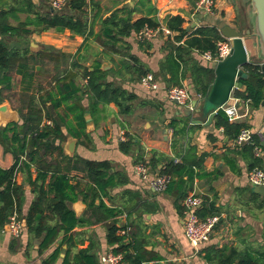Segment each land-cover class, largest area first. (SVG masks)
<instances>
[{"label": "crops", "instance_id": "obj_1", "mask_svg": "<svg viewBox=\"0 0 264 264\" xmlns=\"http://www.w3.org/2000/svg\"><path fill=\"white\" fill-rule=\"evenodd\" d=\"M15 2L0 0V8L8 9ZM31 2V12L11 11L3 19L4 23L17 27V32L0 33V40L13 56L8 69L0 71V105H7L9 115L0 118V128L13 121L19 124L15 130L23 131L20 128L22 115L27 116L34 104L41 120L40 128L52 126L55 121L61 125L60 132L64 135L63 139L49 137L43 142L60 145L69 157L109 161L110 173L114 175V186L94 201L95 205L103 201L108 208L117 210L114 216L106 217L99 209L90 207V198L81 193L74 202H67L76 217L85 215L90 221L69 232L77 245L73 253L89 247L97 256V264H103L100 256L112 249L106 241L112 226L130 229V236L140 251L141 248L144 250L145 258H152L145 264H218L206 259L205 253L209 249L232 247L239 252L264 249V195L254 192V185L247 178L251 169L260 168L254 167L256 163H260V169L264 171V102L252 106L242 95L245 85L241 83L239 88L232 89L227 103L219 108L229 123L251 131L249 143L235 145V135H228L223 126L217 127L214 116L209 124H205L210 110L196 111L204 106L206 96L194 92L191 70L197 66L212 68L214 74L215 64L202 58V50L186 44L199 28H213L220 35V29L225 25L238 30L240 21L244 24L248 21L249 28V1L213 0V14L196 11L194 0H87L82 11H71L65 6L63 10L53 9L49 0ZM53 11L79 16L86 20L87 29L83 34L56 28L39 31L41 25L35 23V13L46 15ZM115 11L130 22L152 18L158 25H166L168 17L178 15L183 19L185 32L179 39L178 31L169 30L168 34L160 33L141 41L137 38L139 30H131L128 35H117L118 40L113 42L104 36L102 22ZM178 46L184 60L178 70L179 83L190 92L189 102L184 106L166 98L168 88L175 84L166 58ZM260 63L264 64V60ZM97 65L106 71L105 82L134 96L129 112L122 111L115 101H101L95 107L90 106L91 101L84 90L87 84L85 71H93ZM148 73L156 80L157 89L150 90L141 83ZM46 75L50 76L42 85L38 78ZM69 80H73L79 90L74 99L54 109L51 97L58 98L60 85ZM73 102L84 108V117L88 118L85 119L84 134L79 138L68 134L65 126L66 122L78 129L74 113L67 110V105ZM189 108L191 113L187 115ZM62 118L64 124L60 121ZM194 119L200 122L193 123ZM172 123L181 130L180 134L174 135ZM121 131L125 134L124 141L119 140ZM12 133L8 131L7 135ZM29 139L26 153L32 147ZM253 144L261 150L259 157L254 155ZM26 153L21 155L23 160L27 159ZM39 155H42L41 151ZM52 156L54 164H51L67 172L71 183L79 190L87 187L88 179L83 172L71 169L72 162L62 159L56 151ZM142 159L151 174L159 172L170 161L191 167L192 177L183 176L184 192L200 198L197 214L201 219L209 216L204 215V207L213 206V215L219 216L210 238L197 250L183 233L182 200L185 195L174 188L154 192L146 181L133 173L134 164ZM150 159L155 160L156 167L151 166ZM13 162L12 153L5 152L0 144V167L8 168ZM30 171L31 176L23 171L16 174L15 180L24 190L20 216L24 228L16 238L0 227V264H43L64 237L60 233L49 248L39 251L40 238L27 232L24 216L37 191L36 184L31 183L37 175L33 165ZM50 176L49 173L45 179V187ZM116 235L120 236L117 231ZM61 247L54 264H62L67 245L64 243Z\"/></svg>", "mask_w": 264, "mask_h": 264}, {"label": "trees", "instance_id": "obj_2", "mask_svg": "<svg viewBox=\"0 0 264 264\" xmlns=\"http://www.w3.org/2000/svg\"><path fill=\"white\" fill-rule=\"evenodd\" d=\"M48 1V0H46ZM87 0H68L64 8L71 11H82L86 6ZM33 4L31 0H16L15 5H11L8 9L0 8V33H13L17 32V27H13L3 22V19L11 11L31 12ZM35 23L41 25L40 30L48 28L68 29L75 34H83L87 29L86 20H82L75 14L65 13L63 11H53L46 15L35 13ZM183 19L178 16H170L166 21V27L169 30H176L180 36L185 32L182 28ZM103 34L110 41H117V35H128L131 30L138 31L145 24L150 27H157V22L152 18H140L134 22H130L129 18H121L118 12L115 11L109 18L103 20ZM221 35L213 28H199L194 32V35L186 40L189 46L197 47L198 50H212L215 49V41L221 39ZM180 47H175L174 53L167 55V63L171 72V79L174 85H180L178 79V70L180 64L184 61L181 54ZM12 54L6 48L3 41L0 40V71L4 72L8 69ZM133 61L137 59L130 56ZM246 77L239 78L240 83L245 85V92L242 93L245 99L249 100L252 106H258L264 102V64L248 63L244 66ZM106 71L102 70L98 65L93 71H85L87 84L85 86V93L88 94L91 101L90 106L95 107L99 102L115 101L120 109L124 112L130 111V102L134 99L132 94L126 93L118 87H112V83L105 82ZM214 74L212 68H203L197 66L191 70V81L195 93H200L206 96L211 83L213 82ZM60 96L52 98L51 106L55 109L63 103H67L70 99H74V95L79 90L74 86L73 80L60 85ZM31 111L27 116L22 115L23 123L20 125L16 122H9L6 126L0 128V144L5 152H11L14 157L13 164L8 168L0 167V227H4L13 212H17L21 216V207L23 202V187L15 180L16 174L19 171L26 172L31 176V165L35 167L37 172L36 178L31 183L37 186L36 197L30 204L25 213L27 232L40 238L39 251L47 249L53 244L55 239L60 233L64 234L62 242L56 246L52 252L46 256L43 264H54L58 259L61 251L62 244L67 247L64 250V257L62 264H97V256L91 252V248L86 247L78 249L73 253L77 247L69 234L72 229L78 225L89 223L90 221L85 218V215L76 217L74 211L70 209L67 202H74L78 194L90 198V207L99 209L106 217L114 216L117 210L108 208L103 201L95 205L96 198H100L101 193H106V190L114 186V175L110 173L111 165L109 161H95L87 160L80 157H69L63 153L60 145H53L49 142H43L49 137L64 138L60 132V124L53 121L51 125H45L40 128V119L38 118V111L34 104L30 106ZM67 110L74 113V120L78 129H74L65 122L68 134L81 137L85 129L84 108L73 102L67 105ZM215 125L217 127L223 126L225 132L229 135L233 133L236 137L240 130L238 124L229 123L226 115L221 109H218L214 115ZM64 124V118L60 119ZM174 135L180 134L175 123H172ZM13 132L11 136L7 132ZM33 135V136H32ZM30 136V137H28ZM32 136V137H31ZM27 138H30L31 148L26 153ZM14 143L17 145L15 146ZM252 147V146H251ZM42 155H39V152ZM56 151L60 157L71 163V169L83 172L84 177L89 181V184L84 190H79L77 185L70 182V176L67 172H63L56 165L53 166L52 153ZM26 153L27 159L23 160L21 155ZM64 154V155H63ZM49 158V159H48ZM50 163H49V161ZM142 162L144 159L141 160ZM151 166L156 167L154 159L149 160ZM140 162V161H139ZM53 163V164H51ZM262 168L260 163H256L254 167ZM70 169V170H71ZM51 174L50 181L44 186L45 179L48 174ZM159 173H168L172 176V180L168 185L167 190L175 189L186 196L183 190L184 175L188 179L192 177L191 167L182 163L168 162L165 167L159 170ZM206 214L213 215V206L204 207ZM94 209V210H95ZM55 220L53 224L49 222ZM117 228L112 226L108 229L106 241L112 246L113 252H122L123 261L127 264H145L147 260H152L151 257L145 258L144 250L132 243H124L123 239L116 235ZM209 249V248H208ZM73 255V259H71ZM207 260L218 262V264H264V249L254 251L245 250L239 252L232 247H224L221 249H209L205 253Z\"/></svg>", "mask_w": 264, "mask_h": 264}, {"label": "built area", "instance_id": "obj_3", "mask_svg": "<svg viewBox=\"0 0 264 264\" xmlns=\"http://www.w3.org/2000/svg\"><path fill=\"white\" fill-rule=\"evenodd\" d=\"M68 3V0H49V4L53 9H61ZM194 6L196 11H203L213 14L214 2L213 0H194ZM160 33L168 34L169 29L165 25H158L157 27H150L144 25L138 32L137 38L144 40L145 38L154 37ZM231 51V44L229 38L223 37L216 40L214 51L206 50L202 52V58L206 61H210L216 64L219 61L224 60ZM259 65L263 64L258 62ZM141 83L143 86L150 90L157 89L158 84L153 75L146 74ZM166 98L171 102H176L179 105H186L190 99L189 89L184 85H172L166 92ZM233 117L229 115V120ZM264 120V114H263ZM119 140H125L124 131L119 134ZM252 141V133L247 128L240 129L237 134L234 144L242 145ZM260 148L258 145L253 144V152L256 157L260 156ZM133 173L140 179L146 181L150 188L154 192L166 191L168 185L172 180V176L168 173H153L149 171V167L144 162H137L133 166ZM248 181L252 185L264 184V171L260 168H253L247 174ZM201 200L193 193L187 194L182 200L183 205V233L189 243L197 250L199 245L204 243L210 238L213 232L214 226L219 221V216L209 215L201 219L197 214V209L200 206ZM5 230L13 237H18L24 228V220L18 215L17 212H13L4 226ZM130 229L128 227L117 229V233L122 236L124 243H132L133 239L129 234ZM100 262L103 264H123V253L113 252L109 250L100 256Z\"/></svg>", "mask_w": 264, "mask_h": 264}, {"label": "water", "instance_id": "obj_4", "mask_svg": "<svg viewBox=\"0 0 264 264\" xmlns=\"http://www.w3.org/2000/svg\"><path fill=\"white\" fill-rule=\"evenodd\" d=\"M248 1L250 4V29L252 27V32L249 35L243 36L237 29L228 25L220 29L221 35L229 38L231 51L224 60L214 65V81L204 99V106L196 110L197 112L210 110L205 124H209L217 109L227 103L232 89L241 86L239 78L246 77L244 66L250 63L246 47L247 37L253 38L252 48L255 56L258 59L264 60V0ZM7 110V105H0V118H7L9 116ZM190 113L191 110L189 108L187 109V115H190ZM85 119L88 120L86 117ZM198 122L200 121L197 119L193 120V123ZM253 191L264 195V184L254 185Z\"/></svg>", "mask_w": 264, "mask_h": 264}, {"label": "rangeland", "instance_id": "obj_5", "mask_svg": "<svg viewBox=\"0 0 264 264\" xmlns=\"http://www.w3.org/2000/svg\"><path fill=\"white\" fill-rule=\"evenodd\" d=\"M60 10H63L60 9ZM240 24L239 25V29L238 31L241 32L242 34H247L249 35L251 32H252V27L250 29V27L248 28V21H247V24H244L240 21ZM247 26V28L245 27ZM244 36V35H243ZM246 36V35H245ZM252 42H253V38H250V37H247L246 39V47H247V50H248V55H249V60L252 62V61H256V62H260L262 59H258L256 56H255V53H254V50L252 48ZM50 75H46V76H40L38 79L41 83H43L42 85H44V82L45 80L47 79V77H49ZM13 95H15V93H13ZM168 264H171V262H168Z\"/></svg>", "mask_w": 264, "mask_h": 264}]
</instances>
